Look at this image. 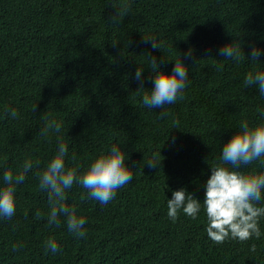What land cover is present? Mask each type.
Segmentation results:
<instances>
[{
  "label": "trees",
  "instance_id": "16d2710c",
  "mask_svg": "<svg viewBox=\"0 0 264 264\" xmlns=\"http://www.w3.org/2000/svg\"><path fill=\"white\" fill-rule=\"evenodd\" d=\"M125 4L128 15L112 23ZM144 37L163 45L154 50ZM233 42L245 57L217 54ZM252 46L264 49V0H0V187L5 171L15 175L25 160L33 162L17 186L15 216L0 218V264H264V218L259 239L217 244L207 235L203 208L223 146L242 121L264 122V97L243 84L247 73L264 72V55L250 61ZM189 49L190 57L180 55ZM151 56L167 75L179 59L189 69L183 99L164 109L142 104L154 87ZM51 120L61 132L41 137ZM61 141L69 147L66 167L74 166V153L80 175L113 145L133 170L107 204L78 184L67 190L65 203L87 220L84 238L67 230L64 217L59 228L45 227L47 193L36 173ZM149 160L159 166L149 167ZM252 168L264 172L260 161L241 171ZM181 188L201 201V211L192 219L181 210L173 222L167 201ZM49 238L59 252L45 249Z\"/></svg>",
  "mask_w": 264,
  "mask_h": 264
},
{
  "label": "clouds",
  "instance_id": "9594fccd",
  "mask_svg": "<svg viewBox=\"0 0 264 264\" xmlns=\"http://www.w3.org/2000/svg\"><path fill=\"white\" fill-rule=\"evenodd\" d=\"M130 5L125 4L117 9L111 22L119 24L128 15ZM145 43H150L151 48L160 50L163 42H158L155 37H144ZM227 60L239 61L245 57L241 44L233 42L222 46L217 53ZM187 58L192 55V50L180 54ZM250 61L258 62L264 55V49L252 46L249 52ZM151 69L155 74L151 91H145L142 96L143 106L149 109H164L165 105H172L178 99H183V92L187 87L189 69L181 62H175L171 75L159 71V63L155 56L149 57ZM163 59V58H161ZM143 70L137 68L135 78L143 88ZM244 87H255L260 96L264 97V72H249L243 81ZM37 110V105L32 111ZM8 115L12 119L19 117L15 109H11ZM167 113L160 112L163 119ZM264 116V110H261ZM176 125L179 121L174 122ZM61 124L51 120L40 129L39 135L46 137L51 131L61 132ZM69 154V147L62 141L58 143L56 154L48 163L46 169L37 172L39 179V189L47 193L49 212L45 227L61 226V217L65 218L67 230L76 238L86 236V218L78 215L75 206L65 203L67 190L74 184L80 185L87 190L88 198L107 204L112 201L117 191L129 184L133 179V170L126 166L128 159L126 153L118 145H113L107 152H102L87 168L83 175H80V166L75 164V154L71 159L74 166L66 167V157ZM264 122L250 123L244 120L240 123L238 131L223 146L220 157V164L211 167V175L205 184V199L203 208L207 217L208 226L206 228L208 237L217 244H222L228 239L246 242L253 237H261L259 222L264 218V172H257L255 168L250 171H241L248 168L254 162L260 161L264 165ZM39 162H37L38 165ZM148 166L156 168L159 165L152 160L148 161ZM33 169V162L25 160L22 170L15 175L11 170L5 171L2 176L3 187H0V218L11 220L16 214L17 186L24 183L27 174ZM168 217L175 222L178 214L182 212L196 219L201 211V201L181 188L172 193V198L167 201ZM37 219H42V213L37 209L35 213ZM45 249L53 253L60 251L54 238H49L45 242ZM23 245H13V251L19 250ZM256 251L253 244L250 248Z\"/></svg>",
  "mask_w": 264,
  "mask_h": 264
}]
</instances>
